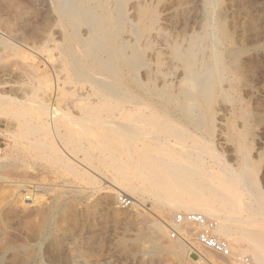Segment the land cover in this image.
<instances>
[{
	"label": "rangeland",
	"instance_id": "rangeland-1",
	"mask_svg": "<svg viewBox=\"0 0 264 264\" xmlns=\"http://www.w3.org/2000/svg\"><path fill=\"white\" fill-rule=\"evenodd\" d=\"M97 73L118 80L121 108H131L120 120L153 110L182 133L146 126L158 135L152 143L199 145V168L223 179L245 176L248 187H220L230 201L206 217L229 227L216 235L232 255L251 257L242 228H264V0H0V94L12 89L24 101L0 103V264H237L170 237L172 216L190 210L174 199L158 202L131 168L125 184L102 160L89 126L80 162L63 150L37 101L55 103L62 116L75 113L58 102V81L75 91ZM38 116L49 130L44 141L77 171L21 136L19 120L34 124ZM119 195L135 204L119 205Z\"/></svg>",
	"mask_w": 264,
	"mask_h": 264
},
{
	"label": "bare ground",
	"instance_id": "bare-ground-1",
	"mask_svg": "<svg viewBox=\"0 0 264 264\" xmlns=\"http://www.w3.org/2000/svg\"><path fill=\"white\" fill-rule=\"evenodd\" d=\"M73 70L77 75L80 73V69L76 65L72 66ZM97 75L93 80L89 79V88L83 86L75 91L66 90L65 85L63 86L62 82L58 81L62 96L59 97L58 102L69 106L75 113L64 111V113L68 114L62 116L59 113L60 107L55 105V103L49 109L43 100L37 101L35 106L37 111L39 110L42 113L49 112L50 117L53 118L54 133L61 141L63 150L72 152L75 155L78 152H82L85 155L86 148L82 141V131L89 126L90 132L94 134L95 138H97V143H99L102 160L112 168L116 175L126 180L125 184L131 185L127 182L128 178H126L128 169L131 168L135 173H138L137 179L141 189L152 193L158 202L164 203L167 199H174L175 206L178 208L198 211L205 216H216L219 210L218 205H224L230 201L227 194L220 192V187H223V185L227 186L229 183L239 182L241 183L239 185H243L241 180L245 176L238 180L234 175L230 174L228 179H223L199 168L197 163L204 161L200 160V157L195 154L201 148L199 145L196 148L189 146L176 149L171 144L152 143L149 138L158 135L144 129L146 126L150 125L162 134L175 137H182V133L169 119L162 117L153 110L137 113L136 119L133 121L120 120V115L130 111L131 108H121V93L115 85L118 80L115 81L113 78L102 76L100 73H97ZM11 93L12 89L7 94H0V103H5L9 107L14 103L22 102ZM131 102L134 108H139L142 103L133 99ZM19 122L21 126H24L19 133L26 138H32L33 148L35 147V149L38 148L39 150V148L46 147L52 154L55 153V156L53 154L55 159L61 162L68 170H78L77 163L75 162L76 164H74L63 156L51 140L44 141L41 135L49 130H47L42 116H38L34 124L33 122L30 124L28 122L24 123L21 120ZM49 139L51 138L49 137ZM139 140L141 142H136ZM91 142L93 143L94 141ZM119 152L124 153L125 158H120L118 156ZM201 152L203 155V151ZM105 157H109L110 160L106 161ZM75 159L80 162L82 158L77 156ZM239 175L238 177H240ZM186 192L189 193L188 196H185L184 193ZM154 227L160 233L166 231L165 225L160 222H155ZM217 231L226 236L229 234L230 229L226 226V223H222L215 228V234ZM242 231H244L249 241L250 248H248L252 253L250 258L256 264H264V228L254 226L242 228ZM182 243L177 246L179 250H183ZM239 260H241V257L234 255L228 259V261H235L237 264H240ZM206 262L207 264H215L208 259Z\"/></svg>",
	"mask_w": 264,
	"mask_h": 264
},
{
	"label": "built area",
	"instance_id": "built-area-1",
	"mask_svg": "<svg viewBox=\"0 0 264 264\" xmlns=\"http://www.w3.org/2000/svg\"><path fill=\"white\" fill-rule=\"evenodd\" d=\"M118 203L124 207L134 205L135 201L130 197L119 195ZM217 225L215 219L208 218L200 212L178 211L172 216L169 235L186 243L192 252L197 249L191 244L190 239L197 246L209 249L228 260L232 256L231 245L226 238L215 234ZM241 261L243 264H256L249 256H243Z\"/></svg>",
	"mask_w": 264,
	"mask_h": 264
}]
</instances>
